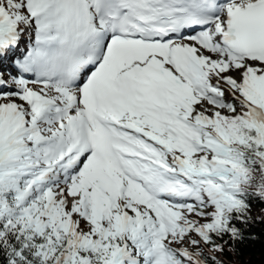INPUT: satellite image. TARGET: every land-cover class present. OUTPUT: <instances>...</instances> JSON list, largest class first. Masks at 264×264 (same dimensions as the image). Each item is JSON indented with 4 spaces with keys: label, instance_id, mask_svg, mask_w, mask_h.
Instances as JSON below:
<instances>
[{
    "label": "snow or ice",
    "instance_id": "1",
    "mask_svg": "<svg viewBox=\"0 0 264 264\" xmlns=\"http://www.w3.org/2000/svg\"><path fill=\"white\" fill-rule=\"evenodd\" d=\"M257 202L264 0H0V264H232Z\"/></svg>",
    "mask_w": 264,
    "mask_h": 264
},
{
    "label": "trees",
    "instance_id": "2",
    "mask_svg": "<svg viewBox=\"0 0 264 264\" xmlns=\"http://www.w3.org/2000/svg\"><path fill=\"white\" fill-rule=\"evenodd\" d=\"M262 209L264 204L254 203L253 214L259 215ZM252 230L260 234L259 238L242 243L240 251L229 257L232 264H264V222L255 221Z\"/></svg>",
    "mask_w": 264,
    "mask_h": 264
}]
</instances>
